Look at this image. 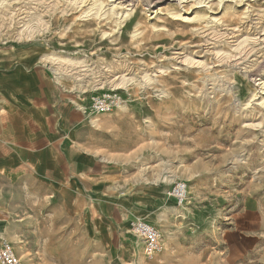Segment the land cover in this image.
I'll return each mask as SVG.
<instances>
[{
    "label": "rangeland",
    "instance_id": "374dc122",
    "mask_svg": "<svg viewBox=\"0 0 264 264\" xmlns=\"http://www.w3.org/2000/svg\"><path fill=\"white\" fill-rule=\"evenodd\" d=\"M7 125L0 239L22 264H264V0H0Z\"/></svg>",
    "mask_w": 264,
    "mask_h": 264
},
{
    "label": "built area",
    "instance_id": "2783aa9c",
    "mask_svg": "<svg viewBox=\"0 0 264 264\" xmlns=\"http://www.w3.org/2000/svg\"><path fill=\"white\" fill-rule=\"evenodd\" d=\"M124 100L115 89L105 93H94L89 98V114L98 117L102 114L111 113L118 108ZM176 205H182L187 198V184L183 181L174 182L167 193ZM130 231L142 245L144 255L152 258L163 249L162 235L160 230L141 218L130 221ZM0 264H22L20 256L16 253L12 243L5 238L0 239Z\"/></svg>",
    "mask_w": 264,
    "mask_h": 264
},
{
    "label": "crops",
    "instance_id": "0c3cea01",
    "mask_svg": "<svg viewBox=\"0 0 264 264\" xmlns=\"http://www.w3.org/2000/svg\"><path fill=\"white\" fill-rule=\"evenodd\" d=\"M5 129H6L5 133L6 132L8 133V137L6 138L7 140L3 141V142H0V166H4V167H6L7 164L12 162V159H14V158L17 160V162L22 160V158H20L21 155L19 154V151L16 150V152H13V150H12L13 148L14 149H18V146L17 147H13L11 145V132L13 131L11 126L7 125V127H5ZM17 129H19V128H17ZM13 132L16 133L18 131L14 130ZM5 137H6V135H5ZM17 138H20V137L17 136ZM37 158H38V154H36V158L35 159H37Z\"/></svg>",
    "mask_w": 264,
    "mask_h": 264
},
{
    "label": "bare ground",
    "instance_id": "6f19581e",
    "mask_svg": "<svg viewBox=\"0 0 264 264\" xmlns=\"http://www.w3.org/2000/svg\"><path fill=\"white\" fill-rule=\"evenodd\" d=\"M96 4H98V3H96ZM125 14V13H124ZM127 16V13L125 14V17ZM121 17H122V15H121ZM124 103V102H123ZM122 103V104H123ZM121 105V104H120ZM118 108H120V106L118 107ZM123 108H124V106H123ZM173 180V179H172ZM183 205V204H182ZM181 206V205H180ZM139 218H141V219H144V220H146L145 218H143V217H139ZM147 221V220H146ZM149 222V221H148ZM127 231H129L130 232V228L129 229H127Z\"/></svg>",
    "mask_w": 264,
    "mask_h": 264
}]
</instances>
